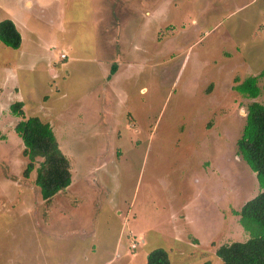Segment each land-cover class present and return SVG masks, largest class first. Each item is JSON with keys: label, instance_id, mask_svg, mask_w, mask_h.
Returning a JSON list of instances; mask_svg holds the SVG:
<instances>
[{"label": "rangeland", "instance_id": "1", "mask_svg": "<svg viewBox=\"0 0 264 264\" xmlns=\"http://www.w3.org/2000/svg\"><path fill=\"white\" fill-rule=\"evenodd\" d=\"M24 1L0 0L22 37L0 43V264H220L258 193L233 88L264 68V0ZM20 101L71 161L50 202L23 176Z\"/></svg>", "mask_w": 264, "mask_h": 264}, {"label": "trees", "instance_id": "2", "mask_svg": "<svg viewBox=\"0 0 264 264\" xmlns=\"http://www.w3.org/2000/svg\"><path fill=\"white\" fill-rule=\"evenodd\" d=\"M0 43L13 50L21 45L20 33L9 19L0 22ZM115 68L116 65H112L111 75L115 74ZM261 79L264 80V68L233 88L250 100L235 147L236 155L255 174L258 193L234 211L247 238L220 245L215 252L220 264H264V104L255 101L261 95L258 85ZM22 106L15 102L10 106V112L14 117L22 118L14 131L23 144L22 155L28 160L23 176L28 178L35 170L34 183L41 199L50 202L71 185V161L62 153L51 126L37 117L23 118ZM146 264H170V261L165 250L155 249L148 253Z\"/></svg>", "mask_w": 264, "mask_h": 264}, {"label": "crops", "instance_id": "3", "mask_svg": "<svg viewBox=\"0 0 264 264\" xmlns=\"http://www.w3.org/2000/svg\"><path fill=\"white\" fill-rule=\"evenodd\" d=\"M24 5H25V8H27L28 10L33 9V2L31 0H25L24 1ZM38 7H41V4ZM9 20H11L14 23L16 29L20 33L19 29L17 28L18 25H19V22H20L19 20L20 19H17V18H9ZM21 24H23V23L21 22ZM21 41H22V37H21ZM61 55H63V54H61ZM61 55H60V59H61ZM66 58L67 57L65 56V58L64 59H61V60H65ZM49 71H50V74L52 75V77H54L57 74V70L54 67H49ZM10 75L12 76V73L11 72H10ZM20 102L22 103V101H20Z\"/></svg>", "mask_w": 264, "mask_h": 264}, {"label": "built area", "instance_id": "4", "mask_svg": "<svg viewBox=\"0 0 264 264\" xmlns=\"http://www.w3.org/2000/svg\"><path fill=\"white\" fill-rule=\"evenodd\" d=\"M64 58H65V55H61V59H64ZM131 248L133 249V248H135V246L132 245Z\"/></svg>", "mask_w": 264, "mask_h": 264}]
</instances>
